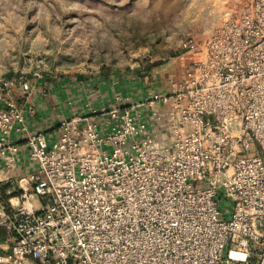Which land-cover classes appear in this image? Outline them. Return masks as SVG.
<instances>
[{
  "label": "built area",
  "instance_id": "1",
  "mask_svg": "<svg viewBox=\"0 0 264 264\" xmlns=\"http://www.w3.org/2000/svg\"><path fill=\"white\" fill-rule=\"evenodd\" d=\"M184 48L182 80L111 87L41 130L22 106L40 78H0V175L20 141L38 168L0 200V264H264V0Z\"/></svg>",
  "mask_w": 264,
  "mask_h": 264
},
{
  "label": "rangeland",
  "instance_id": "2",
  "mask_svg": "<svg viewBox=\"0 0 264 264\" xmlns=\"http://www.w3.org/2000/svg\"><path fill=\"white\" fill-rule=\"evenodd\" d=\"M242 1L0 0V78L162 89L197 59L186 40L209 38Z\"/></svg>",
  "mask_w": 264,
  "mask_h": 264
},
{
  "label": "crops",
  "instance_id": "3",
  "mask_svg": "<svg viewBox=\"0 0 264 264\" xmlns=\"http://www.w3.org/2000/svg\"><path fill=\"white\" fill-rule=\"evenodd\" d=\"M111 85V83L108 84L106 82L98 91L96 89L87 91L82 88L63 89V87H60L52 88L47 92L45 88H42L45 87V84L40 82L39 90L35 91L34 95L27 102L22 101V106L26 107V109L33 107L36 110L34 115H29L30 128L41 130L48 122L53 120L55 112L70 115L75 110H81L88 100H91L95 104L98 101L99 103L107 101L106 95L110 91ZM117 90L121 92L127 91L119 87ZM58 131L59 129L56 128L54 132L49 133L50 141L56 138ZM16 147L17 152L14 155L16 159L14 167L5 169L4 178L0 175V179H4L0 183V199L1 197L5 198L3 201L15 198V202H17V197L22 193L21 186L32 191L34 186L33 178L38 174L37 165L29 160V149L25 141L18 142ZM2 168H4V165L0 164V169ZM18 189L19 192H17ZM12 244V238L5 231L0 230V254L10 253Z\"/></svg>",
  "mask_w": 264,
  "mask_h": 264
},
{
  "label": "trees",
  "instance_id": "4",
  "mask_svg": "<svg viewBox=\"0 0 264 264\" xmlns=\"http://www.w3.org/2000/svg\"><path fill=\"white\" fill-rule=\"evenodd\" d=\"M8 77H12L11 75H9Z\"/></svg>",
  "mask_w": 264,
  "mask_h": 264
}]
</instances>
